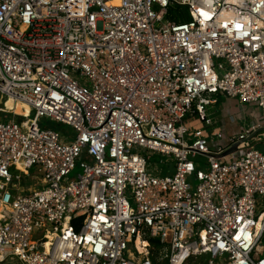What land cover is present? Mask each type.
Returning a JSON list of instances; mask_svg holds the SVG:
<instances>
[{"label":"built area","instance_id":"2783aa9c","mask_svg":"<svg viewBox=\"0 0 264 264\" xmlns=\"http://www.w3.org/2000/svg\"><path fill=\"white\" fill-rule=\"evenodd\" d=\"M0 96V263L264 264V0H0Z\"/></svg>","mask_w":264,"mask_h":264},{"label":"rangeland","instance_id":"374dc122","mask_svg":"<svg viewBox=\"0 0 264 264\" xmlns=\"http://www.w3.org/2000/svg\"><path fill=\"white\" fill-rule=\"evenodd\" d=\"M173 7H176V6H173ZM154 10L155 11H159L160 8L158 6H155ZM181 15L184 16L185 20L189 21V19H188L189 18V16H188L189 13H188L187 8H185V7L182 8ZM166 19H168V17H166ZM5 101H7V98L6 97H2L1 98V96H0V106H3V103ZM222 101H224V99L221 98L220 104L217 106V108H215V110H217L218 114L221 113ZM7 106H8V108H11V105H10L9 102L7 103ZM243 107L244 106H240V108H239V112L240 113H242ZM18 108L20 109L19 106H18ZM25 112H27L25 114H28L29 113V109H26ZM214 114H215V112L211 110V116H213ZM33 116H34V112H32L30 118L32 119ZM214 117H217V115H214ZM9 118H11V116H9ZM23 120L24 119H17L16 121L18 123H20ZM249 120L250 119H247V120L241 119L240 121L236 120L235 121V125L238 126V127L248 128ZM39 125H40L41 129H43V130L47 129V130L58 131L64 137H70V138H74L75 137V132L73 131V129L71 127L66 126V125L57 124L56 122L51 121L49 119L41 120ZM263 135H264V129L258 131V133L256 135H254L252 140H251V146H253L256 150H258V151H260L261 153L264 154V139H262V140L259 139L260 136L263 137ZM145 155L147 157L148 156L150 157L149 167L152 168L151 169L152 172L155 171L154 169L156 167L157 170L161 171V175L162 176L172 175L174 173L175 166H174L173 158H169L167 156L160 155V154H151V153H148V154L145 153ZM205 161H206V159H204L202 157L198 158L196 160L197 167L200 168V169H203L204 166H205ZM34 173H35V169H32L29 172V175H30L28 177L29 179L28 180L25 179L26 180L25 182L20 183V186L22 187V190L29 191V190H36V189L40 188V187H38V184H39L40 181L37 179V176H35ZM78 174H81V169L79 167H77L75 169V171L69 176L68 180L69 181H76ZM38 178H41V175H39ZM16 183L17 182H15V184ZM196 185H197V182L193 183V188H195ZM35 234H39V232H37ZM40 237H41V235H40ZM151 255H152L151 257L153 259H154V256H156L157 258H160V251H156L154 253H151ZM260 257H264V234H263V237L261 239V244L258 245L257 251L255 253V258H260ZM194 263H196L195 260H192V261L189 262V264H194ZM0 264H21V263L16 261V260H14L12 258V259H7L6 262L0 263Z\"/></svg>","mask_w":264,"mask_h":264},{"label":"crops","instance_id":"0c3cea01","mask_svg":"<svg viewBox=\"0 0 264 264\" xmlns=\"http://www.w3.org/2000/svg\"><path fill=\"white\" fill-rule=\"evenodd\" d=\"M222 102L223 103L221 104V111H223V116H226V118H227L226 121H227V129H228V131L230 133L238 132L241 127H238V126L235 125L236 116L234 115V113H236L235 111H239V109L235 108V102H231L232 104H230L229 102H224V101H222ZM256 113L259 115V117H261V115L263 114V112H260V111H258ZM236 114H238V113H236ZM241 116L242 115H240V117Z\"/></svg>","mask_w":264,"mask_h":264},{"label":"trees","instance_id":"16d2710c","mask_svg":"<svg viewBox=\"0 0 264 264\" xmlns=\"http://www.w3.org/2000/svg\"><path fill=\"white\" fill-rule=\"evenodd\" d=\"M170 8H169V15H168V18L169 19H172V20H174L176 22H185V21H188V20H185V18H184L183 15H181V11H182V8L183 7L176 6V7H170ZM188 19L190 21L191 20V17L189 16Z\"/></svg>","mask_w":264,"mask_h":264},{"label":"bare ground","instance_id":"6f19581e","mask_svg":"<svg viewBox=\"0 0 264 264\" xmlns=\"http://www.w3.org/2000/svg\"><path fill=\"white\" fill-rule=\"evenodd\" d=\"M233 30V29H232ZM9 103H10V105H11V108L13 107V102L12 101H9ZM18 106L20 107V109L18 108ZM24 109H25V111H26V109H29L28 107H26V106H24V105H22V104H18L17 106H16V108H15V112H16V114H20V115H22V114H24V113H27V112H25L24 111ZM145 245L147 246V244L145 243ZM140 247V246H139ZM141 249V248H140ZM7 259H9V258H6V260ZM5 260V261H6Z\"/></svg>","mask_w":264,"mask_h":264},{"label":"water","instance_id":"95a60500","mask_svg":"<svg viewBox=\"0 0 264 264\" xmlns=\"http://www.w3.org/2000/svg\"><path fill=\"white\" fill-rule=\"evenodd\" d=\"M237 150V145L232 146L229 148L225 153H223L220 157L229 155Z\"/></svg>","mask_w":264,"mask_h":264}]
</instances>
